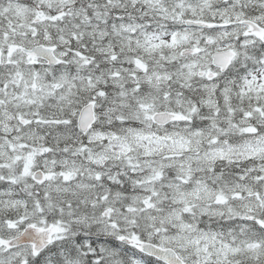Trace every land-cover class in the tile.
I'll list each match as a JSON object with an SVG mask.
<instances>
[{
  "label": "snow or ice",
  "instance_id": "obj_1",
  "mask_svg": "<svg viewBox=\"0 0 264 264\" xmlns=\"http://www.w3.org/2000/svg\"><path fill=\"white\" fill-rule=\"evenodd\" d=\"M0 264H264V0H0Z\"/></svg>",
  "mask_w": 264,
  "mask_h": 264
}]
</instances>
